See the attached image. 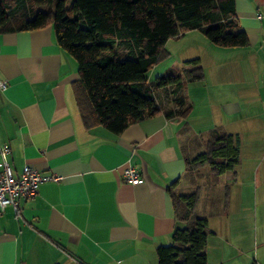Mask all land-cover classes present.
Returning <instances> with one entry per match:
<instances>
[{"label": "crops", "instance_id": "obj_1", "mask_svg": "<svg viewBox=\"0 0 264 264\" xmlns=\"http://www.w3.org/2000/svg\"><path fill=\"white\" fill-rule=\"evenodd\" d=\"M234 5L247 43L218 46L197 36L211 53L190 58L202 78L180 90L186 115L167 116L162 103L119 134L85 126L73 90L77 61L58 45L51 25L0 31V79L7 82L0 89V144L10 147L16 174L28 164L41 175L62 176L39 183L17 213L7 206L0 214V264H158L156 249L171 242L175 227L208 217L197 210L206 174H186V158L197 154L193 137L214 128L237 134L239 164L256 168V157L264 156V0ZM130 165L140 182L123 178ZM190 186L199 187L198 197L194 216L184 220L169 189L188 193ZM215 234L207 228V242ZM205 253L208 264L218 263Z\"/></svg>", "mask_w": 264, "mask_h": 264}, {"label": "trees", "instance_id": "obj_2", "mask_svg": "<svg viewBox=\"0 0 264 264\" xmlns=\"http://www.w3.org/2000/svg\"><path fill=\"white\" fill-rule=\"evenodd\" d=\"M44 4L46 9H35ZM234 0H0V31L34 30L51 25L58 45L77 61L79 79L73 83L76 104L85 126L100 124L115 134L162 109L157 93L168 86L175 108L165 114L186 115L180 93L184 81L202 78L198 60L181 76L175 71L147 80L169 38L187 30L200 31L218 46H244L247 36L234 19ZM119 48H124L125 54ZM240 140L214 128L204 151L186 158V174L200 177L208 166L220 175L239 163ZM177 180L173 182L176 184ZM199 187L173 192L177 217L194 216ZM187 226L175 227L171 242L156 249L158 264H208L205 246L208 220L194 216Z\"/></svg>", "mask_w": 264, "mask_h": 264}, {"label": "rangeland", "instance_id": "obj_3", "mask_svg": "<svg viewBox=\"0 0 264 264\" xmlns=\"http://www.w3.org/2000/svg\"><path fill=\"white\" fill-rule=\"evenodd\" d=\"M34 8L44 10L47 6L35 4ZM191 33L167 40L164 45L167 55L162 56L148 71L146 76L149 82L173 71L182 76L185 66L189 64L187 60H192L190 58L194 56L202 54L205 59L210 58L211 50L204 47L197 38V36L202 39L206 37L197 30ZM119 49L125 54L124 48ZM188 82L184 81L185 85ZM174 97L171 88L157 93L158 103L160 105L163 103L165 107L169 104L174 105L172 102ZM196 109L195 106V111ZM206 138L208 135L205 133L193 137L191 145L195 154L205 150ZM255 160L256 168L250 167L248 161L243 162L242 166L239 162L235 168L236 174L230 178L227 173L220 175L209 173L206 165L200 168V171L206 174V181L201 185L197 210L208 216V229L216 231L215 235H209L205 247L210 262L264 264V156H257ZM233 177H236L237 181ZM191 189L190 186L184 190L188 192ZM187 225L186 223L185 226ZM222 255L224 259L219 261Z\"/></svg>", "mask_w": 264, "mask_h": 264}, {"label": "built area", "instance_id": "obj_4", "mask_svg": "<svg viewBox=\"0 0 264 264\" xmlns=\"http://www.w3.org/2000/svg\"><path fill=\"white\" fill-rule=\"evenodd\" d=\"M7 82L0 79V89H5ZM10 147L0 144V214L7 206L18 212L19 203L33 198L39 183L45 180L57 181L61 175L51 173L41 175L35 168L24 164L16 174L9 161ZM123 178L131 183L141 181V174L133 166H127L122 172Z\"/></svg>", "mask_w": 264, "mask_h": 264}]
</instances>
